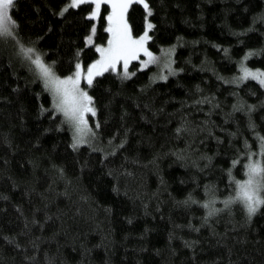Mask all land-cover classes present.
<instances>
[{
  "label": "trees",
  "instance_id": "1",
  "mask_svg": "<svg viewBox=\"0 0 264 264\" xmlns=\"http://www.w3.org/2000/svg\"><path fill=\"white\" fill-rule=\"evenodd\" d=\"M90 9L14 0L0 37V264H264V204L237 199L264 164V84L242 79L264 72V0L133 1L132 35L173 48L175 71L95 75L93 135L73 147L21 49L62 78L91 66L111 31Z\"/></svg>",
  "mask_w": 264,
  "mask_h": 264
},
{
  "label": "snow or ice",
  "instance_id": "2",
  "mask_svg": "<svg viewBox=\"0 0 264 264\" xmlns=\"http://www.w3.org/2000/svg\"><path fill=\"white\" fill-rule=\"evenodd\" d=\"M84 2H87V0H74V4ZM92 2L96 3L97 9H99L100 2H106V0H92ZM131 2H133V0H114V12L117 8L120 9V12L115 17L117 21L115 29H108V31L113 32L114 38L109 41V48L97 49V51H100L102 54V60L89 66L87 69V83L89 86L92 84L93 75L100 74L99 72L94 73V69H96L98 65H103L104 70H107L108 67H115L116 63L123 60L126 71L129 59H136L138 53L141 51L149 58L145 62L146 64L156 61L152 53L144 47L145 41L150 39L148 33L145 32L139 39H132L127 30V26H121L123 10H125ZM136 2H139V0H136ZM13 5L14 0H0V36L12 35L15 21L10 15V9ZM145 7H147V5H145ZM93 15H95V13H93ZM109 20H113V16H110ZM151 27L152 25L149 24L148 28ZM91 39L90 36L88 38L89 43H91ZM21 50L26 58L31 61L32 65L35 66L34 70L38 73V76L43 79L45 88L52 93L55 110L63 114L66 121L75 127L78 134L83 133L86 127L84 118L85 113H92L94 115L95 112L94 109L89 106L92 102V98L79 87L81 66L79 64L76 65L74 76L61 79L53 73L51 67L43 63L39 55H36L34 59L32 58L33 49ZM242 70L244 72L242 79L251 77L260 80V83L264 84V79H261V77H264V73L251 72L246 68ZM74 139L76 140V144H74L73 147H76L77 144L82 142L79 135L74 137ZM247 168L248 178L243 182H237V199L244 203L249 215H251L257 211L261 204H264V198H261L260 195L261 189H264V164L253 162L249 163Z\"/></svg>",
  "mask_w": 264,
  "mask_h": 264
},
{
  "label": "rangeland",
  "instance_id": "3",
  "mask_svg": "<svg viewBox=\"0 0 264 264\" xmlns=\"http://www.w3.org/2000/svg\"><path fill=\"white\" fill-rule=\"evenodd\" d=\"M90 1H91V9L89 11V15L92 16L95 19V22L93 23V28H95V26L97 24V20L100 17V11H101V9L103 7H106V10H107L106 13H108V16H111V15L113 16V20H108L109 27L115 29L116 24H117V21H116V18L115 17L120 12V9L117 8L116 11L114 12V10H113V2H114V0H106V2H100L99 9H97L96 3L92 2V0H90ZM133 1H136V0H133ZM139 1H143V0H139ZM72 3L74 4V0H71V4ZM131 3L128 4V7L130 6ZM128 7L125 10H123V18H122V21H121V26H124V25L127 26V30L129 32V34L131 35L132 39H139L142 35H144L145 32H147L148 33V36H149L148 29H146L144 31V33L141 34L140 36H133L132 35L131 30H130V27H129V24H128V20H127V17H126V13H125V11L128 9ZM93 13H95V15H93ZM0 37H2V36H0ZM113 38H114L113 37V32L111 31L110 39L108 40L107 43H105V45H103L102 49L109 48V46H110L109 45V41L110 40H113ZM144 47L149 52H151L152 55L156 58V61L154 63H148V64H146L145 62L149 58H148V56H146L144 54L143 51H141V52L138 53L136 59H129L128 64H127V70L126 71H125L124 61L123 60H121L118 63H116L115 67H108L107 70H113V71L122 70L124 72H127V71L129 72L130 65L132 64L133 61H136L138 68L151 67L152 68V78L155 79V80H157V79H162V80L163 79H166V78H168L169 76H171L174 73L175 68H174V51H173V48H164L160 52H155V51L151 50L148 47V40L145 41ZM101 60H102V56H101V59L99 61H101ZM97 62H95L93 64H96ZM93 64H91V65H93ZM88 68H89V66H87L85 68L81 66V79H80L79 87L81 88L82 91L86 92L88 96H90V94L88 93V87H89V85L87 83V69ZM248 70L251 71V72L264 73L261 70L253 69V68L252 69L250 68ZM104 71H106V70H104L103 65H98L97 68L94 69V73H96V72L103 73ZM55 75L57 77L61 78V79L67 78V77H63L62 78L61 76H59L57 74H55ZM95 75L96 74H94L93 77ZM72 76H74V75H72ZM93 77H92V79H93ZM261 79H264V77H261ZM51 96H52V93H51ZM89 106L94 109L92 102H91V104ZM90 114H92V113H85V117L84 118H85V121H86V127H85L83 133L78 134L76 132L75 127H73L71 125L72 126V129H73V132L75 134L74 136L76 137V136L79 135L80 136V139L82 140V142L79 143L78 145L85 144L88 141L89 138L91 139V137L93 135V132H92V129H91L90 118H89V115ZM75 143H76V140H75Z\"/></svg>",
  "mask_w": 264,
  "mask_h": 264
}]
</instances>
